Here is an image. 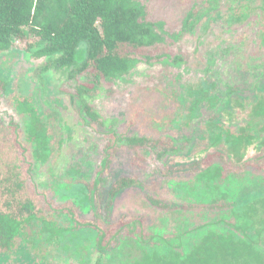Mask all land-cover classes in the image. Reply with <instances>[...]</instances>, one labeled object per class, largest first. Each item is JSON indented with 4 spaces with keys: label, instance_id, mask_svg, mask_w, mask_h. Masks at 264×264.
<instances>
[{
    "label": "trees",
    "instance_id": "16d2710c",
    "mask_svg": "<svg viewBox=\"0 0 264 264\" xmlns=\"http://www.w3.org/2000/svg\"><path fill=\"white\" fill-rule=\"evenodd\" d=\"M232 1L237 2L234 6L239 4V9L230 16L222 15L230 25L241 24L258 11L264 16V0ZM220 3L210 0L209 4ZM148 15L140 0H0V54L16 50V43L24 42V50H19L23 57L46 60L42 69L45 83L44 75L52 70L65 71L69 78H74L93 68V77L101 84L129 76L142 62L170 68L182 66V55L163 53L139 58L133 53L121 54L119 50L122 46L153 50L168 41L178 42L192 28V23L201 18V12L187 13L182 29L176 32L167 30L164 21H151ZM13 82L12 73L0 67V98L15 92ZM216 87L214 76L184 84L181 100L184 105L179 112L169 117L170 112L164 110L168 114L162 118L158 114L150 117L151 127L157 133L154 137L125 136L114 129L113 123L107 126L90 104L92 92L97 88L79 85L72 95L82 118L101 122L106 133L115 137V143L106 149L101 160L102 170L95 179V188L91 190L81 184L76 191L65 189V199H74L85 210L94 208L96 188L102 183L100 176L110 165L111 149L119 144L139 148L145 154L157 153L158 158L168 160L172 154L189 147L186 166L193 162L192 165H198V169L191 168L189 178L177 184L182 204H176V209L167 210L168 206L150 198L162 210L156 214L152 233L137 230L140 221L127 225L134 236H121L119 245L125 253L119 264H264V174L226 168L227 164L244 163L252 152H260L256 158L264 160V90L254 100L231 96L229 106L217 110L222 100L211 95ZM16 105L17 112L25 116V143L29 145L33 167L45 165L53 153L54 123L45 119L48 116L43 115V107L40 109L26 96L17 98ZM214 110L216 114L205 115V111ZM201 119L203 124L191 130L192 135L187 134ZM239 121L243 124L236 127ZM64 128L70 130L67 125ZM170 130L177 133L166 135ZM7 144L0 147V156L9 157L2 161L4 164L0 163L1 257L7 264H48L49 257L40 255L44 250L57 253L71 246L74 255L85 263L96 245L100 256L94 264H105V258L112 253L107 252L110 242H104V234L95 227L80 226L67 215L62 218L67 223H61L57 215L54 219L48 217L40 201L32 195L26 178H22L23 161L18 157V149L15 144L11 147ZM215 151L219 155L204 164ZM186 166L181 168L190 171ZM137 183L127 177L118 179L107 190V196L114 199ZM94 236L97 237L90 244Z\"/></svg>",
    "mask_w": 264,
    "mask_h": 264
},
{
    "label": "rangeland",
    "instance_id": "374dc122",
    "mask_svg": "<svg viewBox=\"0 0 264 264\" xmlns=\"http://www.w3.org/2000/svg\"><path fill=\"white\" fill-rule=\"evenodd\" d=\"M140 1L146 7L148 18L151 21H164L170 32L182 29V21L191 10L201 12V18L192 23V28L185 31L178 42L168 41L165 46L160 45L153 50H133L122 46L119 52L133 53L139 58L163 53L182 55V66L170 68L159 63L142 62L129 76L115 83L103 81L101 84L95 81L93 68L89 69V73L74 78H69L65 71L52 70L44 75L47 80L45 83L42 81V69L46 60L23 57L19 50H24V42L18 41L16 50L0 54V67L12 73L15 90L7 97L0 98V147L7 143L8 147L15 144L18 157L23 161L22 178H26L32 195L40 201L48 217L54 219L57 215L61 223H67L62 220L67 215L80 226H92L104 234V242H110L107 252L112 253L105 258V264H119L120 258L124 256L125 250L119 245V240L123 234L134 236L127 227L131 222L140 221L137 230L152 233L151 227L161 209L154 206L150 198L168 206L167 210L176 209V204H182L179 201L181 189L177 184L189 178L191 168L198 169V165H192L195 164L193 162L190 167L186 166L189 147L176 155L172 154L168 160L167 157L158 158L157 153L145 154L138 151L139 148L119 144L111 149L110 165L103 169L100 176L102 183L96 188L94 208L85 210L76 199L77 204L74 199L73 202L65 199V189L76 191L81 184L91 190L95 188V179L102 170L101 160L106 149L115 143V137L106 133L101 122L92 123L86 117L82 118L79 105L73 101L72 95L76 93V88L79 85L97 88L92 92L90 104L107 126L113 123L114 129L125 136L138 134L149 137L157 134L151 127V116L158 114L162 118L169 111V117H173L184 105L181 101L182 92L186 89L182 88L184 84L210 80L214 76L217 87L211 95H218L222 100L217 110L229 106L228 99L231 96H239L245 101L254 100L257 93L264 90V45L260 35L264 30V16L260 11L241 24L230 25L222 15L230 16L233 10H238L239 4L234 6L236 1L230 3L231 0H219L221 3L218 6L209 4L210 0ZM256 5L260 6L259 3ZM24 96L33 100L40 109L43 107V115L48 116L45 119L49 118L54 123L51 131L52 157L45 165H35L37 168L33 167V157L28 154L29 145L25 143V116L17 112L16 99ZM216 112L205 111V115L209 117ZM203 122V119L196 121L187 134L192 135V131ZM242 124L239 121L235 126ZM64 125L70 130L65 129ZM176 133L170 130L166 135ZM211 154L215 155L209 156L204 164L219 155L216 151ZM259 155L260 152H252L244 163L227 164L226 168L236 172L250 169L264 174V160L256 158ZM4 159L9 157L0 156V163L4 164ZM184 166L190 171L181 168ZM126 177L136 180L138 185L114 199L109 198L107 190L111 185ZM96 237L90 238L89 243L92 244ZM71 249L70 246L57 253L44 250L40 255L49 257L48 264H94L100 256L95 245L83 263ZM0 264H7L1 255Z\"/></svg>",
    "mask_w": 264,
    "mask_h": 264
}]
</instances>
